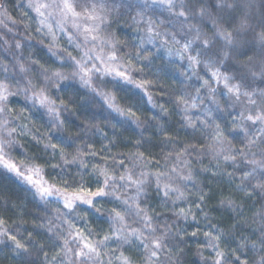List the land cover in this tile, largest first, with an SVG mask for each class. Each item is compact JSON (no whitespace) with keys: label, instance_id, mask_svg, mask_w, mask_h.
Wrapping results in <instances>:
<instances>
[{"label":"clouds","instance_id":"obj_1","mask_svg":"<svg viewBox=\"0 0 264 264\" xmlns=\"http://www.w3.org/2000/svg\"><path fill=\"white\" fill-rule=\"evenodd\" d=\"M0 264H264V0H0Z\"/></svg>","mask_w":264,"mask_h":264}]
</instances>
